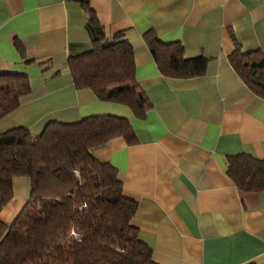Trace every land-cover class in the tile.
Here are the masks:
<instances>
[{
    "label": "crops",
    "instance_id": "obj_1",
    "mask_svg": "<svg viewBox=\"0 0 264 264\" xmlns=\"http://www.w3.org/2000/svg\"><path fill=\"white\" fill-rule=\"evenodd\" d=\"M85 6L106 37L124 31L132 45L135 78L150 102L143 117L74 87L68 58L90 50L95 36ZM148 33L178 41L187 58L206 57L204 72L163 75ZM235 43L264 51V0H0V72L26 73L30 84L0 118V132L22 126L38 134L48 121L125 117L133 136L113 137L93 153L115 167L123 194L136 203L132 223L152 260L264 264V190L241 192L227 174L232 155L264 159V98L230 65ZM29 193V177H13L0 209L4 223Z\"/></svg>",
    "mask_w": 264,
    "mask_h": 264
},
{
    "label": "trees",
    "instance_id": "obj_2",
    "mask_svg": "<svg viewBox=\"0 0 264 264\" xmlns=\"http://www.w3.org/2000/svg\"><path fill=\"white\" fill-rule=\"evenodd\" d=\"M85 9L95 36L90 50L68 58L74 87L125 104L143 117L150 102L135 78L132 45L124 31L106 37L93 10ZM148 36L163 75L204 72L206 57L187 58L178 41ZM235 44L230 65L250 91L264 98V51H244ZM29 90L26 73L0 72V118ZM117 136L129 139L133 130L125 117L111 114L48 121L38 134L22 126L0 132V209L12 196L13 177L30 179L20 211L10 224L0 219V264H156L132 223L136 203L123 194L115 167L93 153ZM227 174L241 192L264 190V159L232 155Z\"/></svg>",
    "mask_w": 264,
    "mask_h": 264
}]
</instances>
